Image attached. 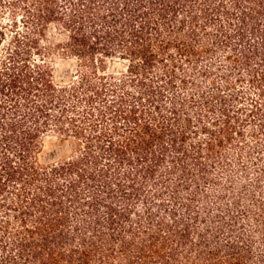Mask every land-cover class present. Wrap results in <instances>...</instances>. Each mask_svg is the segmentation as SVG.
<instances>
[{"label":"trees","instance_id":"16d2710c","mask_svg":"<svg viewBox=\"0 0 264 264\" xmlns=\"http://www.w3.org/2000/svg\"><path fill=\"white\" fill-rule=\"evenodd\" d=\"M0 264H264V0H0Z\"/></svg>","mask_w":264,"mask_h":264},{"label":"rangeland","instance_id":"374dc122","mask_svg":"<svg viewBox=\"0 0 264 264\" xmlns=\"http://www.w3.org/2000/svg\"><path fill=\"white\" fill-rule=\"evenodd\" d=\"M50 43H55L63 38V33L55 26L51 25L47 31ZM50 62L54 70V78L57 82H67L71 79L76 63L72 59L63 58L57 54H53ZM112 68L121 69L122 64L115 62ZM72 146L69 142L55 134H47L42 139L41 151L38 154V161L43 164H50L60 161L70 155Z\"/></svg>","mask_w":264,"mask_h":264}]
</instances>
